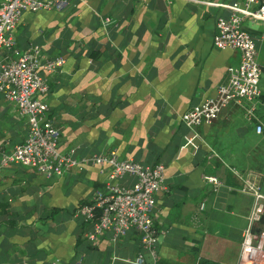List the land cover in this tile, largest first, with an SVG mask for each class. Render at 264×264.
<instances>
[{
    "label": "crops",
    "instance_id": "1",
    "mask_svg": "<svg viewBox=\"0 0 264 264\" xmlns=\"http://www.w3.org/2000/svg\"><path fill=\"white\" fill-rule=\"evenodd\" d=\"M240 1L69 0L62 11L23 13L13 34L22 50L65 59L43 98L62 154L81 160L115 151L165 167L166 190L153 210L156 264L234 263L253 205L244 188L258 185L264 195V131L255 133L257 124L264 128V24L243 21L262 70L260 98L232 102L193 131L181 122L239 62L237 51L213 45L217 19L230 12L203 2ZM26 136L25 121L0 97V159ZM106 174L92 164L50 179L0 167V264H135L138 255L150 263L134 230L116 243L110 232L95 242L85 237L90 227L75 210L104 188ZM205 176L218 179L217 191Z\"/></svg>",
    "mask_w": 264,
    "mask_h": 264
},
{
    "label": "built area",
    "instance_id": "2",
    "mask_svg": "<svg viewBox=\"0 0 264 264\" xmlns=\"http://www.w3.org/2000/svg\"><path fill=\"white\" fill-rule=\"evenodd\" d=\"M69 0H0V97L14 105L17 116L27 125V136L9 155H2L0 167L11 164L33 169L46 179L62 176L67 170L92 164L106 168V181L102 190L75 210L90 227L85 237L91 242L110 232L112 243L124 237L130 230L138 236L143 250L150 258L147 263L142 255L135 264H156L158 230L153 210L155 195L165 191V167L142 166L128 159H119L115 151L91 155L75 160L59 151L60 131L49 117L47 95L48 78L65 64L61 56L45 58L37 48L22 50L13 37L21 15L25 12L62 11ZM208 6L227 9V19L218 18L215 23L213 45L239 53V62L227 68V80L219 86L216 95L205 99L181 116V122L191 131L200 125H211L227 106L234 103H253L260 98L261 67L256 61V48L250 35L243 29L245 19L264 24V5L257 0H241L233 4L203 2ZM104 20L103 24H107ZM261 124L255 133L261 134ZM195 136L186 138L192 143ZM126 177L135 180L132 187L120 182ZM204 181L213 190L221 186L215 177L205 176ZM244 192L251 195L253 205L242 239L237 259L232 264H264V230L258 229L264 216V195L258 185H249ZM199 264V263H197Z\"/></svg>",
    "mask_w": 264,
    "mask_h": 264
},
{
    "label": "rangeland",
    "instance_id": "3",
    "mask_svg": "<svg viewBox=\"0 0 264 264\" xmlns=\"http://www.w3.org/2000/svg\"><path fill=\"white\" fill-rule=\"evenodd\" d=\"M2 106H5V105H2ZM260 225H261V224H260ZM260 225H259V226H260ZM258 229H260V228L258 227ZM261 230H263V229H261Z\"/></svg>",
    "mask_w": 264,
    "mask_h": 264
}]
</instances>
